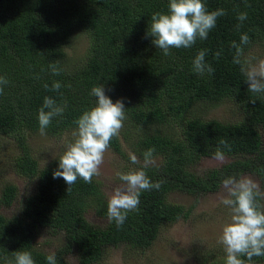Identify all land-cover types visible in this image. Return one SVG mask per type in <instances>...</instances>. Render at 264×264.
Returning a JSON list of instances; mask_svg holds the SVG:
<instances>
[{"label":"trees","instance_id":"obj_1","mask_svg":"<svg viewBox=\"0 0 264 264\" xmlns=\"http://www.w3.org/2000/svg\"><path fill=\"white\" fill-rule=\"evenodd\" d=\"M202 2L208 11L222 8L226 14L218 17L207 39H197L190 48H171L165 56L147 33L152 14L166 12L169 0H0V77L7 80L0 85V135L12 138L18 148L15 170L34 179V189L16 216L0 212V264H15L17 251H29L35 264H47L49 254L32 243L41 227L63 231L64 243L53 252L57 264H67L63 253L71 247L79 264H93L107 246L148 245L161 224L186 218L190 208L170 201L167 195L172 190L190 195L214 192L225 177L243 172L257 176L264 189L258 130L264 127V94L248 90L240 65L233 63L231 47L233 41L239 44L242 33L251 41L244 51L264 42V0ZM242 12L247 19L239 21ZM77 35H84L86 48L80 57L70 59L65 49ZM202 49L214 69L211 75L193 71L192 61ZM52 65L60 69L59 75H53ZM57 81L61 88L54 91ZM100 84L114 103L122 100L126 122L142 129L136 143L139 158L144 160V153L155 148L153 158L158 160L145 171L153 183L163 182L159 190L141 193L138 209L128 213L120 228L109 220L106 227H96L84 218L89 200L97 214L107 216L108 203L96 180L86 183L78 177L68 189L63 178H53L58 159L39 167L26 141V134L40 131L38 110L46 96L64 106L63 114L45 130L54 135L77 127L78 117L95 105L91 89ZM221 100L235 104L241 118L232 123L201 118V107ZM221 140L231 146L224 153L246 157L202 176L186 172V165L214 153ZM110 147L119 151L117 137ZM15 196V187L4 184L0 209L11 206ZM253 261L264 264V256ZM213 264H225V257Z\"/></svg>","mask_w":264,"mask_h":264},{"label":"clouds","instance_id":"obj_2","mask_svg":"<svg viewBox=\"0 0 264 264\" xmlns=\"http://www.w3.org/2000/svg\"><path fill=\"white\" fill-rule=\"evenodd\" d=\"M224 9L208 11L202 0H169L166 12L158 11L151 16L148 35L152 43L162 50L165 56L170 55L171 48H190L197 39L205 40L208 33L216 26L218 17L224 16ZM239 21L247 19V13H239ZM242 25H237V30ZM246 33L240 35V42L231 43L235 49L233 63L240 65L244 82L253 94H264V60L253 64L249 58L242 61L244 48L250 43ZM219 56V53H216ZM206 50H200L192 61L193 71L199 75H211L214 69L205 61ZM53 75H59L60 69L51 66ZM7 80L0 77V85ZM46 89L48 85L44 86ZM61 84L57 81L52 90L59 91ZM3 89L0 88V92ZM95 97V105L85 110L75 121L77 128L73 132V141L68 143L60 155L58 168L53 171V178H63L70 188L78 177L86 183H91L93 177L100 175V166L104 162V154L110 146L113 137L119 136L126 119L125 106L122 100L115 103L105 94L102 84L91 89ZM254 102V101H253ZM64 106L57 104L51 97H45L42 107L38 110V122L41 135L53 118L63 114ZM224 150H231L226 140H221L216 148L213 159L218 162L225 160ZM155 148H149L144 153L143 166L130 169L128 172H118L120 185L112 188L107 204V217L120 228L129 212L136 211L140 203V195L144 191L159 190L162 181L153 183L146 174L145 168L153 163ZM132 164L139 160L134 153H129ZM67 189V190H68ZM220 203L230 209L231 215L222 226L218 239L226 254L225 264H254L253 257L264 256V205L258 202V197L264 196L259 184L249 176L236 174L222 180ZM198 195V194H197ZM15 264H35L31 252L17 251L14 253ZM245 257L246 259H242ZM47 264H57L55 253L46 257ZM9 264H12L9 261Z\"/></svg>","mask_w":264,"mask_h":264},{"label":"rangeland","instance_id":"obj_3","mask_svg":"<svg viewBox=\"0 0 264 264\" xmlns=\"http://www.w3.org/2000/svg\"><path fill=\"white\" fill-rule=\"evenodd\" d=\"M86 48L84 35H77L71 39L70 45L65 49L70 59L80 57ZM243 60L255 58L252 63L264 60V42L251 45L244 51ZM201 118H213L223 123H232L241 118V112L236 105L228 100H221L217 104H209L199 109ZM198 114V112L196 111ZM195 114V115H197ZM130 123V122H129ZM77 127L65 128L62 131L50 135H41L40 131L26 134L30 153L38 163L39 167L44 166L53 159H59L68 143L72 142L73 132ZM261 148L264 151V127L259 128ZM142 129L135 128L123 121V128L117 136L119 151L110 146L104 154V162L100 166V175L93 177L98 182L103 199L108 203L112 188L122 182L117 175L118 172H128L130 169H137L143 165L144 160L139 158V147L136 145ZM129 153H134L138 164H132ZM18 154V148L12 138L0 135V188L4 184H12L16 190V196L11 206L2 207L0 212L6 217L16 216L24 198L34 189V179L19 174L13 165V160ZM214 153L208 156H201L193 163L186 165V172L194 177L205 175L210 169H220L224 163L236 158H245V155H225L223 162L213 159ZM158 158H153V163ZM240 176H249L255 180L264 193L261 180L254 174L243 172ZM222 183L214 192L190 195L183 191L172 190L167 198L170 201L180 203L189 207V214L186 218H178L173 222L163 223L159 226L155 239L148 245L133 247L120 242L107 246L101 260L93 264H213L216 259L225 257L223 246L218 243L222 226L230 218V209L220 203ZM261 205H264V196L261 197ZM95 203L89 200L84 218L91 225L106 227L107 216H100L95 212ZM36 250L52 254L57 248L63 245V231L47 227L38 228L32 241ZM67 264H79L76 251L71 247L63 253Z\"/></svg>","mask_w":264,"mask_h":264}]
</instances>
